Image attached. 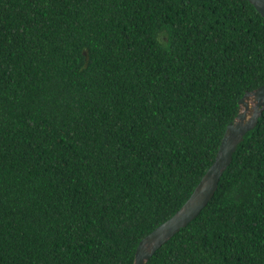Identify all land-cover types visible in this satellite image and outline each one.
Here are the masks:
<instances>
[{"label": "trees", "instance_id": "16d2710c", "mask_svg": "<svg viewBox=\"0 0 264 264\" xmlns=\"http://www.w3.org/2000/svg\"><path fill=\"white\" fill-rule=\"evenodd\" d=\"M263 84L247 0H0V264H133ZM146 264H264V110Z\"/></svg>", "mask_w": 264, "mask_h": 264}, {"label": "water", "instance_id": "95a60500", "mask_svg": "<svg viewBox=\"0 0 264 264\" xmlns=\"http://www.w3.org/2000/svg\"><path fill=\"white\" fill-rule=\"evenodd\" d=\"M264 19V0H247ZM239 111L227 124L214 161L182 205L168 220L146 235L138 244L133 264H146L155 251L186 227L206 207L217 190L219 180L232 161V155L243 137L253 130L264 110V84L245 92L238 101Z\"/></svg>", "mask_w": 264, "mask_h": 264}]
</instances>
